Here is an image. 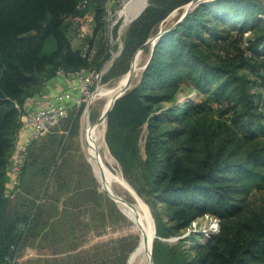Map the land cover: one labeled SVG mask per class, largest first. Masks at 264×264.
I'll list each match as a JSON object with an SVG mask.
<instances>
[{
    "label": "trees",
    "instance_id": "16d2710c",
    "mask_svg": "<svg viewBox=\"0 0 264 264\" xmlns=\"http://www.w3.org/2000/svg\"><path fill=\"white\" fill-rule=\"evenodd\" d=\"M105 1L89 0L82 13L93 14L89 45L94 51L96 33L106 23ZM190 1L149 0L130 22L123 58L114 62L109 76L125 73L131 56L158 32L159 24ZM78 2L0 0V264H16L25 241L47 224L41 202L23 211L22 197L5 196L9 159L17 153V136L26 122L25 104L58 69L72 73L100 67L108 59L107 50L88 59L81 52L83 43L73 46L71 36L78 29L70 17L80 13ZM260 14L264 0L199 1L158 37L138 83L117 98L107 115L110 151L153 208L159 236L180 232L205 215L218 219L217 233L191 243L194 264H264V194L256 195L264 189ZM248 30L257 32L244 38ZM186 88L197 94L181 103L179 94ZM57 141L51 133L31 143L20 189L32 168L43 176L56 169ZM159 246L155 241V264ZM122 252L126 264L128 252ZM118 258L115 254L114 261Z\"/></svg>",
    "mask_w": 264,
    "mask_h": 264
},
{
    "label": "rangeland",
    "instance_id": "374dc122",
    "mask_svg": "<svg viewBox=\"0 0 264 264\" xmlns=\"http://www.w3.org/2000/svg\"><path fill=\"white\" fill-rule=\"evenodd\" d=\"M199 1L207 0H192L174 9L159 24L158 32L148 38L144 45L140 46L131 56L129 69L125 73L113 77L109 75L112 73L114 62H117L121 57L123 58L126 33L130 25V23L125 24V20L129 16L126 9L128 6L124 9L125 14L113 17L116 20L113 28L105 20L104 30H99L96 33L93 45L98 57H101L106 50L109 52L108 59L112 56V52L113 57L111 66L103 75L100 85L104 88H113L124 77L122 92H125L137 84L151 56L158 34L172 28L178 21H181ZM260 16L264 19L263 14H260ZM91 27L93 29L94 23H92ZM253 31L255 32L256 30ZM253 31H246L244 38L253 35ZM71 40L73 41V46L77 47L87 41V37L84 34H81V37L73 35ZM238 44H240V41H238ZM250 77L254 78L253 75H250ZM97 90L95 88L93 97L88 105H82L79 109L73 111V114L71 112L50 131L37 138L38 141L42 140L51 133H54L58 138L59 141L57 142L59 144L57 143L58 146L53 151V153L55 152L56 169L43 176V173L36 172V169L32 168L16 195L22 197L21 200L25 203L21 206L23 211L30 207L33 208L35 207L34 204L41 202L42 210L46 214L44 220L47 224L39 230L35 237H30L25 241L16 264H86L103 259H111L114 262L113 264H124L122 251L128 252L127 262L133 252L132 250L138 245L140 237L137 231L132 228L133 225L127 220L128 218L125 214L119 209L120 207L118 205L114 206L112 202L103 197L105 194L115 202L113 197L103 187L89 160L85 140V113L88 109L89 122L94 124L102 114L104 103L107 100V95L98 93ZM196 94L195 91L186 88L180 92L179 100L181 103H185L189 98L196 97ZM203 96L205 94H199V97ZM69 117H71V120L67 122ZM102 128L105 145L101 148V155L104 163L112 173H121L120 175L136 191L135 187L125 176L119 162L110 151L106 141V121ZM17 140L16 143L18 142ZM46 155L51 157L52 153L46 152ZM50 160L48 159V163L51 162ZM112 186L119 195H123L128 201H132V197L125 185L113 179ZM93 189L97 191L93 193ZM262 193L264 194V189L261 192L256 191L257 196ZM139 196L142 198L140 194ZM143 201L147 205L156 227L153 208L145 199ZM218 230V219L205 215L180 232H169L165 236L157 234L159 237L155 241L160 243L157 248L159 264H182L183 261L187 260L189 261L188 264H194L191 259L194 257L195 252L191 247V243L194 241L206 242L211 234L217 233ZM115 254L121 258L114 261Z\"/></svg>",
    "mask_w": 264,
    "mask_h": 264
},
{
    "label": "built area",
    "instance_id": "2783aa9c",
    "mask_svg": "<svg viewBox=\"0 0 264 264\" xmlns=\"http://www.w3.org/2000/svg\"><path fill=\"white\" fill-rule=\"evenodd\" d=\"M130 0H106L104 18L111 28L116 24L113 18L119 14H125L124 9ZM89 0H79L77 9L80 13L70 17L80 34L87 37L81 45L82 55L92 59L95 51L90 49L89 41L94 36L92 29V16L86 11ZM126 24V23H125ZM112 56L100 67H82L75 72L69 73L60 68L55 78L44 82L41 92L34 99V106L27 113L25 124L29 125V133L18 145L17 153L13 156L10 166L9 186L5 196L13 198L20 189L22 168L28 155L31 143L50 131L62 119L72 111L79 109L84 104H89L95 88L101 83L103 75L111 66ZM58 83V84H57ZM57 84V85H56ZM56 85V86H55ZM51 86L57 87L54 92L47 90Z\"/></svg>",
    "mask_w": 264,
    "mask_h": 264
},
{
    "label": "bare ground",
    "instance_id": "6f19581e",
    "mask_svg": "<svg viewBox=\"0 0 264 264\" xmlns=\"http://www.w3.org/2000/svg\"><path fill=\"white\" fill-rule=\"evenodd\" d=\"M146 3H147V0H130L129 3L126 5L128 6V8L125 7L129 14L128 19L125 20V23L128 24V22L135 15L141 12V10L145 7ZM122 78L123 79L121 81H118V84L116 83L117 85L113 88H109V87L104 88L102 86H99L97 88L98 93L107 95L106 96L107 100L104 103L105 106L103 108L102 114L100 113L101 115L99 119L98 120L96 119L97 121L94 124H91L89 122L88 113H87L88 109L87 110L85 109L86 110L85 140H86L89 160L92 163L93 168H94L93 170L95 171L97 177H99L103 187L106 190H109L113 194V196L116 199L115 202L117 203L118 207H120L119 209L129 219L130 224L133 225L132 228L135 231H137L140 237L137 247L134 249V252H132V255L135 254V257H133L134 260L132 261L131 264H152L151 263V246H152V238L154 235L153 217L147 205L143 201V199L134 190V188L127 182V180L120 175L121 173L114 174L115 172L112 173L111 171H109L108 169L109 167L107 168L106 164L103 161L102 155H101V148L102 146L105 145L103 141L104 131H103L102 126L104 127L105 125L106 112H107L108 107L112 103L114 97L122 91L124 77ZM107 151L109 150L107 149ZM113 179L119 181L120 183L126 186V188L128 189V193L132 197V201H128L123 195H119L113 189V186H112Z\"/></svg>",
    "mask_w": 264,
    "mask_h": 264
},
{
    "label": "crops",
    "instance_id": "0c3cea01",
    "mask_svg": "<svg viewBox=\"0 0 264 264\" xmlns=\"http://www.w3.org/2000/svg\"><path fill=\"white\" fill-rule=\"evenodd\" d=\"M77 34H75L76 35V37H81V34L80 33H78V32H76ZM83 38V37H82ZM58 84V83H57ZM56 84V85H57ZM55 85V86H56ZM57 87H53V86H51L49 89L47 88V90H49V91H51V92H54L55 91V89H56ZM34 98V97H33ZM33 106H34V99H31L30 101H28L27 102V105L25 104V109H26V113H30L31 111H32V109H33ZM28 133H29V125H27V124H25V123H23L22 124V127H21V129H20V131H19V135H18V142L16 143V145H15V149L14 150H16V147L18 148V145L20 144V142L24 139V138H26V136L28 135ZM14 152L15 151H13V153H12V156L10 157V161H9V165H8V170L7 171H9L8 172V179H7V183H6V185H7V187L9 186V179H10V166H11V161H12V158H13V156H14Z\"/></svg>",
    "mask_w": 264,
    "mask_h": 264
},
{
    "label": "water",
    "instance_id": "95a60500",
    "mask_svg": "<svg viewBox=\"0 0 264 264\" xmlns=\"http://www.w3.org/2000/svg\"><path fill=\"white\" fill-rule=\"evenodd\" d=\"M147 4H148V2L146 3L145 7L147 6ZM145 7L141 10V12H139L137 15H135V16H134V17H133L128 23H130V22L133 21L135 18H137V17L142 13V11L145 9ZM163 32H165V31L160 32V33L158 34V37H159ZM122 93H123V92L121 91L119 94H117V95L114 97V99H113L112 103L110 104V106L108 107L107 112H106V122H107V115H108V112L111 110V108L113 107L115 101L117 100V98H118ZM106 191H107V192L113 197V199L116 201V199H115V197L113 196V194H112L109 190H106ZM158 237H159V236L157 235V229H156L155 224H154V235H153V238H152V246H151V263H152V264H154V260H153V256H152L153 244H154L155 239L158 238ZM133 252H134V251H133ZM133 257H135V254L132 255V253H131L130 256H129V258H128V260H127V263H126V264H131L132 261L134 260Z\"/></svg>",
    "mask_w": 264,
    "mask_h": 264
}]
</instances>
